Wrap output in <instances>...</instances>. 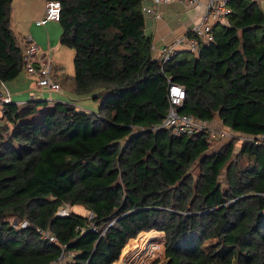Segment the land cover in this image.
I'll use <instances>...</instances> for the list:
<instances>
[{"label":"trees","instance_id":"trees-1","mask_svg":"<svg viewBox=\"0 0 264 264\" xmlns=\"http://www.w3.org/2000/svg\"><path fill=\"white\" fill-rule=\"evenodd\" d=\"M58 1L59 43L74 50L73 74L53 78L97 106L46 98L5 105L0 264H113L150 230L164 233L165 264H264V140L242 141L235 155L233 139L208 152L207 134L159 126L169 77L185 88L180 112L264 133L260 3L228 0V24L213 25L212 41L162 61L150 54L144 0ZM11 4L0 0L4 82L22 70Z\"/></svg>","mask_w":264,"mask_h":264},{"label":"built area","instance_id":"built-area-1","mask_svg":"<svg viewBox=\"0 0 264 264\" xmlns=\"http://www.w3.org/2000/svg\"><path fill=\"white\" fill-rule=\"evenodd\" d=\"M168 1L170 0H153L154 3ZM187 1L190 3L193 2V0ZM143 10L151 13L155 17L159 16V12L155 7L144 5ZM59 11L60 3L58 0H47L45 2L42 17L36 19L35 23L43 24L47 20H58ZM229 12L228 0H206L204 11L199 19L188 27L184 35L174 37L165 43L161 47V56L159 59L166 61L178 50H188L197 54L200 41L205 43L212 41L213 36L211 34V29L215 23L228 24ZM22 69H24L26 73L36 77L35 83L40 91L47 90L51 92L61 90L60 83L55 80L52 75L53 64L51 57L45 52H40L39 46L33 41L30 35H25L23 37ZM167 80L169 83L167 91L169 105L159 126L167 128L172 135L180 136L202 132L207 134L208 139L243 136L246 138V141L255 143L264 140V133L255 136L249 135L230 130L224 127L219 121L200 120L189 113L180 112L178 108L183 104L185 88L182 84L172 82L169 77ZM11 101L10 92L5 82L0 81V123L2 122V117L5 112V105ZM216 122L217 124H215ZM68 210L67 205H65L59 209L58 214L65 215L68 213ZM12 222L15 226L25 227L27 225L26 220L17 222L13 220ZM41 233L51 241L55 240L52 235L43 231ZM150 252L152 254L153 250Z\"/></svg>","mask_w":264,"mask_h":264},{"label":"crops","instance_id":"crops-1","mask_svg":"<svg viewBox=\"0 0 264 264\" xmlns=\"http://www.w3.org/2000/svg\"><path fill=\"white\" fill-rule=\"evenodd\" d=\"M257 1L264 9V0ZM45 2L46 1L44 0V4ZM205 2L206 0H193L192 3L188 2L187 0H170L168 2L154 3L153 0H144L143 6L145 5L155 7L159 12L158 17H155L148 12L144 13V31L146 34L151 35L150 54L152 58L159 59L161 56V47L165 43L174 37L185 34L188 27L197 21L203 13ZM41 14L40 16L35 17L34 23H27L26 29L24 30V24L11 23V27L17 35L20 45H23V37L25 35H30L33 41L39 46V49H42V52L47 53L51 57L54 77L57 78L58 76L59 78L62 74L72 75L73 68H70L69 71H65L63 68L64 64L57 57L59 54H62V52L65 51L61 49L65 46L60 44L59 40L57 39V30H60L61 28L58 27L59 23H53L52 20H47L43 24H36L35 20L40 18L42 16ZM41 25H44V27H41ZM35 79L36 77L34 75H30L26 73L24 69H22L13 79L5 81V85L10 92L11 100L19 105V107L30 98H43V93H48L47 90L40 91L38 89ZM61 85L60 91H62V94L58 95L59 98L56 100L71 101L80 107L82 106L89 109L96 108L97 103H94L87 97L78 96L71 91L70 85L67 83H61ZM215 119L216 117H214L212 120ZM218 121L220 122L219 119ZM74 206L78 208L80 207L79 205ZM72 210H74L73 206ZM161 232L164 235L163 231Z\"/></svg>","mask_w":264,"mask_h":264},{"label":"rangeland","instance_id":"rangeland-1","mask_svg":"<svg viewBox=\"0 0 264 264\" xmlns=\"http://www.w3.org/2000/svg\"><path fill=\"white\" fill-rule=\"evenodd\" d=\"M44 6H45L44 0H12L11 23L24 24L23 30L26 29L27 23H32V22L34 23L35 17L40 16L41 13H44ZM41 15H43V14H41ZM52 22L53 23H59L58 20L57 21L52 20ZM59 25L60 24H58V27L60 28ZM41 27H44V25H41ZM58 30H57V39L59 40L61 28L59 31ZM61 49L65 50V51L62 52V54H59L57 57L64 64V66H63L64 70L69 71L70 68H73L74 50H73V48H69L66 46L62 47ZM42 51L43 50L40 49V52H42ZM54 63H56V62H54ZM60 85H61V83H60ZM60 94H62V91H51L48 93L45 92V93H43V95H44L43 98H46L49 100H52V99L56 100L59 98L58 95H60ZM215 117H216L215 120L218 121L217 116H215ZM4 123L5 122L0 123V128H1V126L5 125ZM215 124H217V122ZM232 139L234 140V143H235V149L233 152V154H234L237 152L239 144L242 141H246L245 137L233 136L230 138L226 137V138L209 139V148L207 151L208 152L215 151V150L219 149L224 143H226L227 141H230ZM192 169H193V171H196L195 166H192ZM68 209H69V207H68ZM73 209L75 211H79L78 213L85 214V215L90 213V211L87 210L83 206H80L79 208L73 206ZM155 231H157V230H155ZM159 232H156V233L151 232L150 235L140 237L136 243H131L130 244V250L123 256V258L120 260V263L121 264H165V255H164V248H163L164 237H163L162 232L161 231H159ZM150 245H153V246H150ZM155 245H157V248L155 250H153L152 254H151V252H148L149 250H152L153 248H155ZM120 257H119V259H120ZM62 259H63V257L60 258L57 262L52 263V264H62V262H61ZM119 259L115 263H117L119 261Z\"/></svg>","mask_w":264,"mask_h":264},{"label":"bare ground","instance_id":"bare-ground-1","mask_svg":"<svg viewBox=\"0 0 264 264\" xmlns=\"http://www.w3.org/2000/svg\"><path fill=\"white\" fill-rule=\"evenodd\" d=\"M151 232H155V233H156V232H159V231L150 230L149 232L142 233V234L138 235L136 239L131 240L130 242H128V243L126 244L125 248H124L123 251H122V255H121L119 261H118L117 263H115V264H119V263H120V260L123 258V256H124L129 250H130V244H131V243H136L137 240H138L140 237H142V236L144 237V236L150 235ZM159 233H160V232H159ZM156 248H157V245H155V248H153L152 250H155ZM152 250H149V252L152 251Z\"/></svg>","mask_w":264,"mask_h":264},{"label":"water","instance_id":"water-1","mask_svg":"<svg viewBox=\"0 0 264 264\" xmlns=\"http://www.w3.org/2000/svg\"><path fill=\"white\" fill-rule=\"evenodd\" d=\"M119 264H121V263H119Z\"/></svg>","mask_w":264,"mask_h":264}]
</instances>
